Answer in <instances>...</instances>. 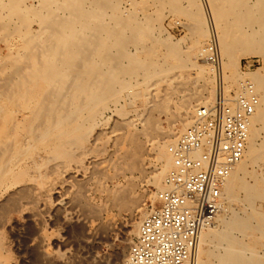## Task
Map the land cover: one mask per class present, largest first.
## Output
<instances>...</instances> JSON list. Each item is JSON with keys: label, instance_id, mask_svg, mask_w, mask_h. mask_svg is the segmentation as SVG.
<instances>
[{"label": "bare ground", "instance_id": "1", "mask_svg": "<svg viewBox=\"0 0 264 264\" xmlns=\"http://www.w3.org/2000/svg\"><path fill=\"white\" fill-rule=\"evenodd\" d=\"M122 1L127 8H121ZM163 13L187 21L184 28L191 39V64L179 50V41L160 26ZM210 28L218 42L225 94L236 96L242 83L249 81L255 87L258 105L250 119L243 158L232 169L222 191L221 212L215 225L200 234L196 264H210V258L218 264H264V72H242L239 66V58L247 55H259L264 60V0H0V30L6 31L0 40L7 35L21 40L16 57L9 66L0 68V98L4 99L0 102V126L5 124L3 103L18 109L21 122L31 123L36 115L50 118L53 125L38 135L41 137L73 120L92 131L103 121V112L112 106L114 113L124 117L117 124L126 129L130 146L125 156L135 164L145 149L139 136L155 131L151 115L165 114L174 125L158 133L159 140L149 146L156 164L146 181L160 191L172 167L171 156L161 140L184 133L194 107L209 106L214 101L212 70L205 65L203 54L206 44L199 48L203 41L207 43ZM180 72H193L199 88L181 101L177 111L170 110L166 96L152 101L144 129L135 131L132 121L125 118L134 111L133 102L147 98L149 87L157 86L153 81L175 78ZM17 124L14 119L11 130ZM31 128L35 127L29 125ZM249 166L261 168L257 172ZM18 175L14 173L13 177ZM142 198L124 189L116 202L121 211L131 214ZM233 203L238 204L240 213ZM235 234L250 235L251 242L261 246V254L235 249Z\"/></svg>", "mask_w": 264, "mask_h": 264}, {"label": "rangeland", "instance_id": "2", "mask_svg": "<svg viewBox=\"0 0 264 264\" xmlns=\"http://www.w3.org/2000/svg\"><path fill=\"white\" fill-rule=\"evenodd\" d=\"M121 8H127L123 1ZM159 24L174 40L179 41V50L187 63L191 64L194 61L189 55L191 39L184 28L187 21L163 13ZM3 33L6 31L0 30V37ZM1 39L0 68H4L2 66H9L16 57L17 45L21 40L14 35H7L6 38L2 36ZM204 44L206 40L199 48ZM239 66L242 72H264V60L259 55L239 58ZM152 83L157 86L149 87L150 94L146 99L134 101V111L125 117L132 121V127L137 132L144 129L145 119L153 106L152 101H159L166 96L170 110L177 111L181 101L200 86L193 72H180L178 77L170 76ZM1 101L4 102V99L0 98ZM120 104L123 105L122 102ZM3 105L5 124L0 126V264H125L127 250L135 240L138 224L148 210L156 205L155 191L159 189L146 182L156 164V157L149 146L159 140L161 132L174 125L173 120L165 114L151 115L155 131L139 136L145 149L139 153L134 164L125 156L130 146L126 140V129L117 124L124 117L114 113L112 106L103 112V121L92 131H88L87 126L81 125L79 120H73L61 123L48 132L50 135L41 137L38 135L53 125L50 118L36 115L31 123L29 120L21 122L17 117V108L11 104ZM14 119H17L18 124L11 130ZM29 125L35 128L29 129ZM176 136L161 140L166 149ZM249 167V170L254 167L253 170L257 172L261 168ZM14 173L19 174L17 178L13 177ZM122 189H130L134 195L141 194L143 197L139 208L131 214L124 213L117 205ZM232 205L241 212L237 203ZM235 239V249H249L261 254V246L252 243L250 235L235 234ZM208 261L218 264L211 258Z\"/></svg>", "mask_w": 264, "mask_h": 264}, {"label": "built area", "instance_id": "3", "mask_svg": "<svg viewBox=\"0 0 264 264\" xmlns=\"http://www.w3.org/2000/svg\"><path fill=\"white\" fill-rule=\"evenodd\" d=\"M203 54L214 78V101L196 107L188 128L168 145L172 167L164 188L155 192L156 205L128 247L125 264H196L200 234L215 225L222 191L243 158L258 105L255 87L245 81L236 96L225 94L218 42L211 28Z\"/></svg>", "mask_w": 264, "mask_h": 264}]
</instances>
